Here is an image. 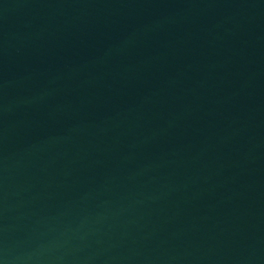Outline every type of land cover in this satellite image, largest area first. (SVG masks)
Segmentation results:
<instances>
[{"label":"water","instance_id":"95a60500","mask_svg":"<svg viewBox=\"0 0 264 264\" xmlns=\"http://www.w3.org/2000/svg\"><path fill=\"white\" fill-rule=\"evenodd\" d=\"M0 264H264V0H0Z\"/></svg>","mask_w":264,"mask_h":264}]
</instances>
